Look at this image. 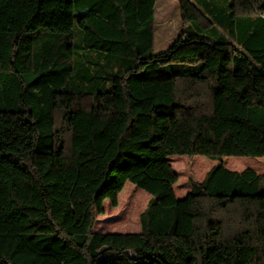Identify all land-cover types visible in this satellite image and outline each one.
I'll return each mask as SVG.
<instances>
[{"label": "trees", "instance_id": "1", "mask_svg": "<svg viewBox=\"0 0 264 264\" xmlns=\"http://www.w3.org/2000/svg\"><path fill=\"white\" fill-rule=\"evenodd\" d=\"M176 1L153 53L157 0H0V156L33 177L3 160L0 231L51 227L0 232V264H264V174L223 164L264 158V0ZM170 157L216 163L177 199ZM126 183L139 233L94 232Z\"/></svg>", "mask_w": 264, "mask_h": 264}, {"label": "rangeland", "instance_id": "2", "mask_svg": "<svg viewBox=\"0 0 264 264\" xmlns=\"http://www.w3.org/2000/svg\"><path fill=\"white\" fill-rule=\"evenodd\" d=\"M154 24L155 42L152 52L158 53L167 49L182 28L176 0H157L154 6ZM3 160L9 161L16 172L27 176L29 180L33 179L30 174L20 171L13 159L0 156V171L3 174L5 168ZM168 162L178 176V182L173 186L177 199H182L188 193L190 189L189 180L202 181L205 173L216 163L203 157H170ZM223 164L232 171L252 169L258 174H264V158L229 157L223 159ZM2 185L7 188L10 187L6 175L0 177V186ZM15 192H17V196ZM18 196L19 193L16 188L13 189L12 193L7 189V200L11 204L9 215L15 220L22 218L19 212L22 209L21 205L19 202H13ZM149 197V194L145 191L126 183L118 196L117 207L113 208L107 200L104 201V214L96 215L93 231L98 233H139V215L144 210ZM37 212L38 218L26 220L19 230L0 232L51 231V227L43 215L41 204Z\"/></svg>", "mask_w": 264, "mask_h": 264}]
</instances>
